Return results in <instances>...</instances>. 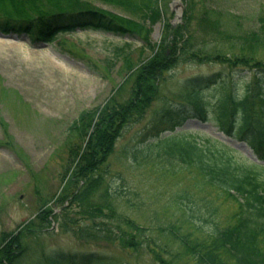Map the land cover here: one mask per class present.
Masks as SVG:
<instances>
[{
	"label": "rangeland",
	"instance_id": "obj_1",
	"mask_svg": "<svg viewBox=\"0 0 264 264\" xmlns=\"http://www.w3.org/2000/svg\"><path fill=\"white\" fill-rule=\"evenodd\" d=\"M146 1L148 8L159 11L154 22L148 15L150 12L124 9L130 5L131 11L133 2L142 7L141 0H72L74 4L126 18L135 36L75 27L72 33H62L51 42H32L23 33L0 30V243L9 245L28 221L37 218L41 209L59 213L69 204V200L61 199V193L70 175L63 177L70 148L80 141L78 133L70 128L74 120L84 110L105 105L112 96L126 100L136 82L135 72L156 55L166 56L169 67L155 83L156 92L145 91L147 99L143 101L149 106L144 116L122 130L104 183L109 188L113 208L106 213L130 218L140 228L132 229L116 217L105 219L106 224L110 230L119 231L116 227L120 225L122 230L136 234L138 243L122 244L114 238L116 234H112L110 241L101 239L93 236V231H86L79 238L72 231H62L60 221L55 218L44 229L46 235L28 240L47 251L106 253L116 264H198L195 252L181 239L185 237L194 243L206 240L204 230L194 224L192 216L211 218L219 224L232 222L238 208L233 195L205 181L196 168L169 158L155 145L138 151L134 148L142 147L145 140H152L163 130L169 109L186 104L189 79L219 72L224 84L198 87L208 108V118L187 116L176 129L222 142L238 163L257 160L245 142L226 136L215 126L216 100L228 93L232 85L231 69L226 64L211 62L209 57L217 54L233 57L235 52L241 53L243 47L238 38L257 29L264 0ZM205 5L221 10L217 20L232 39L210 43L199 35L198 41L191 42L196 49L200 48L201 54L187 53V45L181 52L173 53L175 46L165 42L166 29L184 27L191 7L189 26L195 28V18ZM6 7L0 8V14L12 12ZM233 16H238L239 21ZM151 45H155L153 50ZM250 49L255 58L264 59V45L256 44ZM246 83L238 77L233 83L234 91L241 94ZM248 86L254 89L253 83ZM248 115L255 123H264V115L257 108ZM92 130L93 127L88 129V133L92 134ZM81 216L71 214L77 223L84 224ZM171 224L180 232L178 239L166 231ZM222 259V264H233L226 254Z\"/></svg>",
	"mask_w": 264,
	"mask_h": 264
},
{
	"label": "trees",
	"instance_id": "obj_2",
	"mask_svg": "<svg viewBox=\"0 0 264 264\" xmlns=\"http://www.w3.org/2000/svg\"><path fill=\"white\" fill-rule=\"evenodd\" d=\"M0 1L1 9L7 6L12 10L0 14V30L5 33L14 32L17 35L23 33L32 42L40 40L51 42L62 33H72L75 27H86L87 30L119 36L127 34L135 36L127 25L130 22L126 18L96 7L88 5L85 7V4H74L72 0H5L6 6L2 3L3 0ZM141 1L144 4L140 8L133 2L134 8L132 7L131 11L130 5H125L124 9L128 12H134L133 10H141L146 14L150 12L149 17H152L153 22L156 21L159 17L158 9L148 8L147 6L150 5H146L147 1ZM202 9L198 18H195L197 20L195 28L189 26L193 13L191 7L188 22L184 27L166 29L165 42L175 46L173 53L181 52L182 47L187 45L185 49L187 53L201 54L200 48L196 49L195 44L191 42L198 41L199 35L206 37L207 39L203 41L210 43L220 39L222 41L232 39L217 20L221 10L210 5H205ZM263 14L264 11L259 16L257 29L239 36L238 43L243 47L240 48L241 53L235 52L233 57L220 54H217V57H209L211 62L226 64L231 69L229 78L232 85L228 93H223L216 100L215 126L226 136L245 142L253 149L257 160L249 164L238 163L227 152L229 148L222 142L176 129L187 116H198L203 120L208 118V108L202 95L199 94L198 87L224 84L219 72L189 79L186 83L188 96L186 104L176 106L174 110L169 109L167 115L170 119L168 118L163 130L152 137V140L148 142L145 140L142 147L137 145L134 148L138 151L145 146L155 145L161 151H165L169 158L196 168L205 181L228 195H233L237 201L238 208L230 224H219L211 218L192 216L195 217L194 224L204 230L206 240L194 243L185 237L181 239L186 247L195 252L198 264H222L223 254L230 256L233 264H264V123H255L248 115L249 111H254L255 108L264 115V59L255 58L250 49L256 44L264 45ZM233 17L239 19L238 16ZM124 43L129 44V42ZM154 48L155 45H151V49ZM169 61L164 55L153 56L137 70L138 72L136 71L137 73L135 72V89L131 86L133 90L126 100L112 96L105 105L84 110L74 120L70 128L78 133L80 141L70 148L63 177L69 173L70 175L61 193V199L69 200V204L63 206V211L59 213H53L47 208L41 209L37 218L28 221L9 245L0 243V264L117 263L106 253L96 251L59 253L53 250L47 251L41 245L38 248L32 245L28 239L46 235L48 232L44 229H48L53 218L60 221L62 231H72L79 238H82L86 231H93L92 235L101 239L110 241L112 234L113 236L116 234L114 238L122 244L138 243L136 234L122 230L120 225L116 227L119 231L115 228L110 230L105 222L116 217L114 212L106 213L113 208L109 188L104 185L105 174L117 140L123 133L122 130L130 123L140 121L144 116L149 106L143 101L147 99L144 93L150 92L151 89L156 92L155 83L160 81V74L169 67L167 64ZM238 77L244 78L247 82V87L241 94H237L233 86ZM250 83H253L254 89L248 86ZM140 92L142 95L139 97ZM91 127H93L92 134H89L88 129ZM165 131L167 134H163ZM87 137L89 138L85 141ZM183 198L186 199L185 196ZM72 207L77 210L71 209ZM72 213L75 216L82 215L84 224L77 223L75 217H71ZM116 218L122 219L121 221L132 229L140 228L130 218L120 216ZM175 228L176 226L171 224L166 231L168 230V234L178 239L180 232L175 231Z\"/></svg>",
	"mask_w": 264,
	"mask_h": 264
},
{
	"label": "water",
	"instance_id": "obj_3",
	"mask_svg": "<svg viewBox=\"0 0 264 264\" xmlns=\"http://www.w3.org/2000/svg\"><path fill=\"white\" fill-rule=\"evenodd\" d=\"M179 16H180V14H179L177 17L179 18ZM159 27H160V24H158V25L156 26V33L158 32ZM157 35H158V33H157Z\"/></svg>",
	"mask_w": 264,
	"mask_h": 264
}]
</instances>
